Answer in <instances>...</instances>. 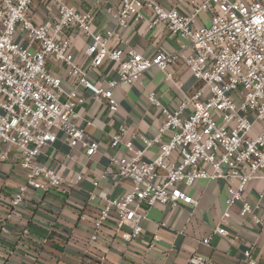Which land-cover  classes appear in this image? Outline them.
<instances>
[{
    "label": "built area",
    "instance_id": "obj_1",
    "mask_svg": "<svg viewBox=\"0 0 264 264\" xmlns=\"http://www.w3.org/2000/svg\"><path fill=\"white\" fill-rule=\"evenodd\" d=\"M34 1L0 0V160L10 159L14 146L17 163L27 172L10 199L13 209L24 202L29 188L66 191L57 169L38 161L42 149L56 142L59 133L70 146L79 145L85 156L101 150L100 140L78 122L82 117L78 108L89 99L80 87L113 114L120 107L115 96L119 85L134 83L152 67L171 79L168 67L183 63L198 83L174 109L149 93L150 105L164 116L156 133L151 137L131 133L126 138L128 127L120 124L112 135L110 145L116 151L109 154L102 177L114 171L131 187L118 197L90 193L91 201L98 197L103 201L90 240L96 241L98 230L110 220L123 240L140 237L142 221L154 205L197 204L188 189L199 180L227 183L226 210L212 233L238 239L224 227L235 203L240 204L242 217L251 216L264 227L246 196L251 181L264 180V0H182L190 4L188 12L177 6L165 8L157 0H121L112 12L121 28L141 22L149 8L153 12L149 27L164 25L180 44L176 51L160 49L151 55L110 45V38L119 33L94 31L92 15L65 0H44L51 19L37 23L32 15ZM203 12L210 16L209 25L198 24ZM77 38L88 42L86 67L75 61L72 47ZM106 62L115 64L116 75L98 84L91 73L100 75ZM50 63L65 70L66 76L54 72ZM65 80H74V87L67 89ZM84 120L87 126L94 125L92 119ZM136 138L142 147L134 144ZM152 148H157L156 154L148 157ZM82 178L77 174L73 184ZM208 241L209 237L203 240ZM244 254L249 264H258L252 248Z\"/></svg>",
    "mask_w": 264,
    "mask_h": 264
},
{
    "label": "crops",
    "instance_id": "obj_2",
    "mask_svg": "<svg viewBox=\"0 0 264 264\" xmlns=\"http://www.w3.org/2000/svg\"><path fill=\"white\" fill-rule=\"evenodd\" d=\"M79 12L92 15V28L106 33L112 30L119 37L112 36L110 45L125 50L135 49L151 55L162 49L168 52L180 48L177 38L164 26L150 28L153 12L144 9V19L121 28L112 12L121 0H65ZM165 8L177 6L182 12L191 8L182 0H157ZM196 3L202 0H193ZM50 10L44 0H35L32 15L37 23L50 21ZM56 13L52 9V14ZM210 16L199 15V25H209ZM87 41L77 38L72 50L75 61L82 67L89 63L85 53ZM50 68L66 76L65 70L54 64ZM166 73L157 67L147 70L132 84H121L115 89L120 102L119 110L110 114L106 107L98 105L83 87L79 91L89 99L79 107V124L100 140L102 148L93 156H85L79 145L72 147L59 133L56 142L45 146L38 161L57 169L67 185L66 191L54 189L50 193L29 188L24 202L13 209L10 199L26 178L27 172L17 163V149L10 147L11 158L0 160V264H201L212 259L213 264H249L244 251L253 250L258 264L264 261V227L253 221L251 216L240 215V204L229 207L231 216L224 227L233 236L212 233L220 225L226 210L227 183L225 180H199L188 189L197 204L182 202L180 207L156 204L142 221L144 232L140 237L128 242L115 232L114 220H110L98 230V239L91 241L96 232L94 224L103 201L98 197L91 201V192H104L108 197H118L130 190L131 183L114 171L102 177L109 166V154L116 150L111 147L112 135L120 124L128 127L126 138L131 133L153 136L162 124L164 116L160 108L150 105L148 95L156 93L163 105L174 109L197 85L189 68L180 63L167 69ZM116 75L113 62H106L100 75L91 73L92 79L100 84ZM98 77V78H97ZM100 77V78H99ZM74 80L64 81L67 89L74 87ZM86 119L94 125L87 126ZM113 118V121H111ZM137 147H142L139 139H134ZM157 148L147 151L148 157L155 156ZM77 174L83 178L76 184ZM94 181H99L96 186ZM264 180L255 179L247 186L246 196L255 214L264 223V195L261 191ZM158 236V238H155ZM209 237L208 243L203 240Z\"/></svg>",
    "mask_w": 264,
    "mask_h": 264
}]
</instances>
